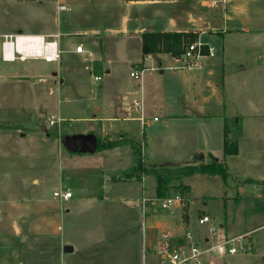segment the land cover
<instances>
[{
	"label": "crops",
	"instance_id": "0c3cea01",
	"mask_svg": "<svg viewBox=\"0 0 264 264\" xmlns=\"http://www.w3.org/2000/svg\"><path fill=\"white\" fill-rule=\"evenodd\" d=\"M17 1L41 5L32 9V18L38 22H7L0 28V42L4 34L65 33V41L70 36L77 41L64 49L60 40L61 61L72 60L76 55L89 61L85 68L106 75L101 76L104 83L96 95L91 116H63L60 114L63 110L58 108L57 115L47 116L48 123L51 117L59 118L58 124L25 129L7 125L0 128V143H19L17 152L24 155L23 143H66L71 135L69 127L61 125L65 119L69 122L82 118L88 122L86 126L101 133L122 130L120 134L127 131L125 125L137 131V122L142 130L147 126V132H143L142 158L148 169L199 164L213 156L226 163L228 180L225 184L218 174L199 172L170 179L162 197L179 195L180 199L170 209L160 208L155 200L156 180L151 171L110 177L134 164L128 145L112 137L107 140L116 141V146L89 155L61 153L63 169L60 168L59 176L56 170L53 173L51 189L53 192L58 187L69 188L72 195L66 200L52 195V206L39 188L47 185L45 177L32 176L29 182L38 186L37 192L28 189L25 193L22 183L18 185L20 189L14 184V177L0 175V264H24L22 246L36 232L60 235L64 239L63 248L72 245V251L77 243L89 246L98 243L104 258V252L114 246V216L117 214L119 218L120 211L126 210L141 227L132 264H158L156 249L165 241L170 245L198 243L207 250L202 264H230L226 261L227 253L209 249L225 236L249 233L256 243L255 234L264 229V206L260 200L264 186L247 179H264V0H63L67 14L62 31L58 15L64 10H57V0ZM144 31L195 33L197 38L213 45L214 55L205 57L195 67H183L169 53L144 55L141 50ZM78 42L83 43L86 54L73 51ZM218 55L220 63L215 65ZM60 63L56 62L57 76ZM132 63L143 68L138 78L130 76ZM140 109L149 118L146 125L134 118ZM236 117L239 129L232 123ZM119 118L122 121L117 124ZM225 119L228 139L237 141L236 154L223 152ZM27 150L33 152L31 148ZM73 158L86 161L81 169L86 168L89 173L96 170L98 180L93 183L86 173L73 179ZM17 177L22 182L23 175ZM177 186L185 190L184 194L177 191ZM234 196L241 197L244 208L239 216L232 217ZM211 205L219 209L221 206L222 216L218 211L210 214ZM198 211L201 214L197 218L204 214L213 218L215 235H210L208 227H192L191 213ZM62 252L69 253L63 249ZM258 254L264 256V244L253 252H244L236 260L244 262L247 256Z\"/></svg>",
	"mask_w": 264,
	"mask_h": 264
},
{
	"label": "rangeland",
	"instance_id": "374dc122",
	"mask_svg": "<svg viewBox=\"0 0 264 264\" xmlns=\"http://www.w3.org/2000/svg\"><path fill=\"white\" fill-rule=\"evenodd\" d=\"M41 7L36 3H19L17 0H0V28L7 22L26 23L38 22L37 19L32 18V9ZM65 14L67 12L61 11L58 15L60 22V30H65L63 25L66 21ZM78 24V23H77ZM25 32V31H24ZM70 36L68 41H65L67 35L61 34L60 40L62 47L68 48L72 43L74 45L76 37ZM72 60L60 59L59 75H55L57 71L56 62H43L41 60L28 59L25 61H3L0 58V128L7 125H13L21 129L41 126H51L48 123L49 114L57 115V110L60 108L63 110L60 113L63 116L79 117L82 115L91 116L94 114L93 103L97 102V93L100 91V86L104 83L103 80H94V74L96 73L93 68H85L84 65H89V61L80 60L76 55ZM89 60V59H88ZM215 65L220 63L219 55L214 60ZM96 64V63H94ZM95 66V65H94ZM124 70V66L121 68ZM140 69L136 63H132L129 66V70ZM96 70V66H95ZM101 76L105 78L104 73L99 71ZM20 75L26 76L24 78H10L8 75ZM219 72L217 71V75ZM60 78L63 82H59ZM58 85V87H57ZM56 117V116H55ZM75 120L67 121L63 120L60 124L67 125L70 129V135L76 136L81 134H94L98 141L107 140V138H116L120 142L126 143L129 147V152L133 155L134 163L137 158V153L140 156H144V131L147 132L146 127L142 130L141 126L138 127V123L135 122L138 130L128 128L127 125L124 129H127L125 133L120 132H99L95 127L90 128L86 126L88 122L83 121L82 118H74ZM122 120L116 121L117 124ZM92 122V121H90ZM125 122V121H124ZM59 122L55 123L58 124ZM235 124L234 121H232ZM120 128V127H119ZM150 131V128H148ZM121 136L122 138L118 139ZM137 136V137H136ZM19 143H0V175H9L14 177V184L20 189L18 185L22 183L23 190L29 192L28 189L37 192V185H32L29 179L32 176H40L48 179L47 185L40 190L44 194V198L49 205H54L52 202V180L51 177L56 170L57 176H59L60 168L63 169V155L71 153L73 156L76 153H86L89 155L95 152L80 151L69 148L66 143H23L22 146L25 149L24 155H20L17 151L20 148ZM53 146L55 150H53ZM60 146V152L58 148ZM139 148L137 149L135 148ZM31 148L32 153L26 152ZM53 151L55 162L53 163ZM96 151V150H95ZM125 159V158H124ZM86 161H82L78 158H73L72 161V178L76 179L81 177L80 174L86 173L91 176V180L95 183L98 180V172L96 170H90L80 166L85 165ZM145 163V162H144ZM87 165V164H86ZM132 166V165H131ZM129 166L125 170L117 171L111 174V178L122 177L124 171H131ZM147 167V164H145ZM160 167V166H158ZM168 167V166H161ZM172 167V166H171ZM169 167V168H171ZM177 167V166H175ZM173 168V167H172ZM151 170V169H150ZM88 171V172H87ZM23 175L21 178L17 176ZM62 175V171L60 173ZM50 180V181H49ZM84 181H88L85 178ZM49 184V185H48ZM177 191L184 194V189L177 186ZM99 191L98 189H96ZM234 199V205H232L231 215L232 217L239 216L241 209L244 208V204L240 203V196L232 197ZM261 203L264 206V187L260 196ZM232 203V204H233ZM243 206V207H242ZM212 211H218L217 214L222 216L221 206L220 209L217 206L211 205L210 214ZM244 212V211H243ZM246 213V212H245ZM201 214V211L197 213H191V225L193 228H206L207 224H200L198 222L197 215ZM226 214V211H225ZM119 218L117 214L114 216V246L108 251H105L104 258H101L102 252L99 251L98 243L92 245L78 244L74 251L69 253H63V237L60 235H53L49 232L46 234L34 233L28 237V240L23 244L21 260L24 264H132L135 263L136 251L139 247V240L141 236V227L137 224L130 211H120ZM111 220V219H110ZM239 228V227H237ZM227 228H224L226 231ZM249 234V233H248ZM244 235L251 242L250 251L253 252L262 244H264V229H260L255 234L258 238H255L256 243L251 241V235ZM111 238V236H109ZM225 238H228L225 236ZM63 239V240H62ZM112 239V238H111ZM66 240V238H65ZM72 246V245H71ZM137 247V248H136ZM114 251V253H113ZM248 251V250H247ZM246 251V252H247ZM244 252L238 251L233 254H226V261L230 264H261L264 261V256L261 254L254 256H247V260L241 261ZM235 254V255H234ZM117 255L118 258H117ZM132 255V256H131ZM112 257V258H110ZM107 258H109L107 260ZM244 259V258H243Z\"/></svg>",
	"mask_w": 264,
	"mask_h": 264
},
{
	"label": "built area",
	"instance_id": "2783aa9c",
	"mask_svg": "<svg viewBox=\"0 0 264 264\" xmlns=\"http://www.w3.org/2000/svg\"><path fill=\"white\" fill-rule=\"evenodd\" d=\"M66 4L63 0H57V10L61 11L66 9ZM61 33H53L50 35H44L39 33H17V34H4L0 42V58L3 61H25L28 59L41 60L43 62H58L62 53L60 44ZM73 51L77 54H86L82 42L76 43ZM148 56L150 54H147ZM214 55V47L209 41H204L200 38H196L191 43H186L183 47V51L173 56L177 61L181 62L183 67H195L201 63V61L207 57ZM152 69H159L160 67H151ZM143 68L137 70H131L130 76L138 78L142 73ZM95 80H100L101 75L95 74ZM136 107H139V103L133 101ZM142 125H146L149 118L145 116L140 109L137 111V115L134 117ZM152 120H157V116L152 117ZM59 118L51 117L49 119L50 124L60 122ZM52 195L61 200H66L71 197L72 191L69 188H61L53 190ZM180 199L179 195L173 197H156L157 205L163 209H170L172 203ZM143 203L145 199H142ZM143 205V204H142ZM200 224H207L210 235H215L217 227L213 221V218L207 214L198 218ZM187 236H189L187 234ZM210 250H214L219 254H233L238 251L246 252L251 249V242L244 235L230 236L224 238L222 241L212 243L209 247ZM206 249L202 248L198 243L189 241L186 243L170 245L167 241L160 242L156 253L159 256L158 264H202Z\"/></svg>",
	"mask_w": 264,
	"mask_h": 264
},
{
	"label": "trees",
	"instance_id": "16d2710c",
	"mask_svg": "<svg viewBox=\"0 0 264 264\" xmlns=\"http://www.w3.org/2000/svg\"><path fill=\"white\" fill-rule=\"evenodd\" d=\"M197 38V34L192 32L179 31H144L141 34V50L144 55L153 53H169L177 56L183 51L186 43H191ZM237 129L240 127L239 118L234 119ZM228 121L224 120L223 128V152L225 155L237 153V141L228 139ZM116 141L106 140L97 141L96 150L102 148H111L116 146ZM137 151L139 148L135 147ZM135 163L130 167L131 171H124V177H130L135 173L151 171L155 175L156 180V196L164 195V186L170 179H180L183 176L192 175L194 173L218 174L226 184L228 180V169L225 162L218 161L215 157L210 156L207 162L199 164H186L177 167H153L151 170L145 167L142 156L137 153ZM248 181L257 182L264 186V179L255 181L248 178Z\"/></svg>",
	"mask_w": 264,
	"mask_h": 264
},
{
	"label": "water",
	"instance_id": "95a60500",
	"mask_svg": "<svg viewBox=\"0 0 264 264\" xmlns=\"http://www.w3.org/2000/svg\"><path fill=\"white\" fill-rule=\"evenodd\" d=\"M66 144L69 148H72L74 150L94 152L97 148V138L94 134L70 136L66 140ZM63 250L65 252H70L72 251V246L65 245Z\"/></svg>",
	"mask_w": 264,
	"mask_h": 264
}]
</instances>
